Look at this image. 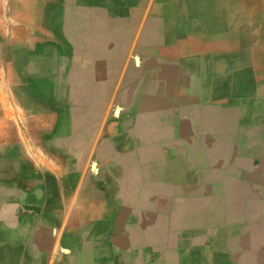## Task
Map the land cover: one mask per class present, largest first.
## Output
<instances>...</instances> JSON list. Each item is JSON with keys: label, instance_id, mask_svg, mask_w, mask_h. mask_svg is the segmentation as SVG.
<instances>
[{"label": "rangeland", "instance_id": "1", "mask_svg": "<svg viewBox=\"0 0 264 264\" xmlns=\"http://www.w3.org/2000/svg\"><path fill=\"white\" fill-rule=\"evenodd\" d=\"M82 1L83 7L73 15L85 16L86 21L90 18L93 48L126 51L139 32L140 37L144 34L135 40L137 50L131 63L138 65L148 59L147 63L155 64L154 56L147 55L150 48L164 49V57L171 56L177 63L172 80L182 81V91L173 88L150 103L137 105L146 112L135 120L138 138L150 143L152 136L141 131L151 128L152 113L157 118L172 115L171 122L157 119L164 127L172 123L173 129H198L199 133L187 136V151L179 150L178 136L171 137L173 145H164V137L158 136L160 142L154 149L135 150V184L117 185L113 191L114 202L124 208L116 209L119 215L110 218L108 231L92 234L102 245L108 264H231L233 255L245 252L257 259L264 256V24L256 18L246 25L238 11L240 22L232 23V13L224 8L214 20L201 21V2L211 7L213 0ZM251 1L216 0L224 6L244 2L249 6ZM17 3L0 0V59L5 32L17 38L36 36L40 24L54 27L55 21L50 19L59 14L57 5L48 9L41 0L31 8ZM150 9L155 12L145 29ZM171 10L178 18L179 13H186L185 22L175 23L169 16ZM25 14H29V22H16ZM12 16L17 19L12 21ZM96 34H106L108 39ZM12 103L0 104V132L4 109L12 111L13 127L25 124L18 105ZM120 109L114 106L110 115L118 118ZM185 112L189 118L181 124L178 116ZM6 127V141L0 135V264H48L52 249L56 256L67 257L83 236L66 235L57 242L60 235L55 228L62 217L52 216L48 207L66 209L67 200L45 198L63 192L65 185L51 175L43 177L49 183H36L43 178L36 177L33 165L47 153L23 151L16 129ZM168 147L172 151H164ZM47 156L62 155L53 152ZM162 163L173 165L158 168ZM180 163H188V168H181ZM169 170L172 175L167 183L148 181L163 180L165 177L157 175ZM151 172L156 176L149 175ZM132 186L135 200L121 199L129 196Z\"/></svg>", "mask_w": 264, "mask_h": 264}, {"label": "crops", "instance_id": "2", "mask_svg": "<svg viewBox=\"0 0 264 264\" xmlns=\"http://www.w3.org/2000/svg\"><path fill=\"white\" fill-rule=\"evenodd\" d=\"M37 1L39 0H17V4L23 8H31ZM82 2L41 0L45 8L50 9L53 5L59 8V14L50 19L55 21L54 27H49L47 23L40 24V28L37 27L40 30L38 34H31L26 38H17L5 32L1 50L0 104L15 102L20 112V120L25 121V124L16 122L19 127H13L12 120L15 118L4 109V128L0 135L6 141L9 135L6 125L9 124L21 138L23 151L47 155L61 153L60 158L44 155L43 160L32 165L36 169L37 178L55 176L66 188L57 195L45 197L50 201L67 200L66 209L48 207V213L52 216L62 217L55 228L58 236L60 235L57 242L66 235L83 236L81 242L70 249L71 255L67 257L56 256L52 249L48 264H108L106 254L101 252L102 245L92 234L96 231H108L110 218L113 220L119 215L116 209L124 208V205L114 202L117 201V196L113 191L117 185L135 184V150L154 149L160 142L156 140L158 136L164 137V145H173L175 140L171 137L178 136L176 143L180 144L179 150L187 151V136L199 134L198 129H173L170 126L172 123L164 127L157 123V119L171 122L172 115L169 116L168 113L157 118L156 113H152L151 128L141 131L142 134L152 136L150 143L138 138L140 133L136 130L135 120L146 112L141 111L137 105L150 103L155 97H162L173 88L182 91V81L172 80L177 63L171 56L164 57V49L157 52L156 48L148 49L150 53L147 54L154 56L152 61L155 64L147 63L148 59H143L138 65L131 63V56L137 50L135 40H140L144 34L140 37L139 32L137 38L135 36L131 39L130 47L126 51L124 48L106 46L93 48L90 18L86 21L85 16L73 15L76 9L83 7ZM201 5L202 10L198 14L201 21L204 18L214 20L219 9L224 8V11L232 13V23L240 22L235 13L238 11L246 25L256 18L260 25L264 24V0L251 1L249 6L245 2L224 6L219 5L216 0L211 2V7H204V2ZM154 12L155 9L149 10L145 29ZM177 15L176 11H170L169 16L174 22L183 23L187 19L186 13H179V18ZM12 17V21L17 19L16 16ZM28 17L29 14L21 15L16 22L25 25V22H29ZM259 32L263 33V30L260 29ZM96 36L108 39L106 34ZM96 36L94 39H97ZM187 87L185 77L184 98L188 95ZM154 88L160 91H153ZM179 98H182L181 95ZM117 105L121 108L118 118L117 115H110L111 109ZM184 110L187 111V108ZM178 118L182 124L188 121L189 116L185 112ZM208 149L212 151L213 146ZM164 151H172V147L165 148ZM96 158L99 161L90 163ZM93 164L96 166L95 170L92 169ZM172 165L162 163L158 164V168L171 169ZM178 165L188 168V163ZM153 174L156 176V172L149 175ZM161 175L165 177L163 180L148 181L167 183L172 172H162L157 178L160 179ZM39 180L35 182L49 183L44 178ZM128 194L129 196L121 199L135 200L133 186ZM247 200L250 201L251 198ZM234 222L232 224L236 223ZM233 260L231 264H264V256L257 259L247 252L233 255Z\"/></svg>", "mask_w": 264, "mask_h": 264}, {"label": "bare ground", "instance_id": "3", "mask_svg": "<svg viewBox=\"0 0 264 264\" xmlns=\"http://www.w3.org/2000/svg\"><path fill=\"white\" fill-rule=\"evenodd\" d=\"M12 4H13V3H12ZM222 9H223V8H222ZM173 17H174V16H173ZM17 61H18V60H17ZM27 62H28V61H27ZM10 112H12V111H10ZM10 112H9V113H10Z\"/></svg>", "mask_w": 264, "mask_h": 264}, {"label": "water", "instance_id": "4", "mask_svg": "<svg viewBox=\"0 0 264 264\" xmlns=\"http://www.w3.org/2000/svg\"><path fill=\"white\" fill-rule=\"evenodd\" d=\"M118 113V110L116 111V114Z\"/></svg>", "mask_w": 264, "mask_h": 264}]
</instances>
